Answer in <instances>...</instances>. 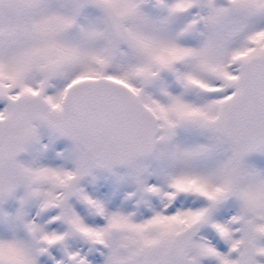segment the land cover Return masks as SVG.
<instances>
[{"label": "snow or ice", "instance_id": "1", "mask_svg": "<svg viewBox=\"0 0 264 264\" xmlns=\"http://www.w3.org/2000/svg\"><path fill=\"white\" fill-rule=\"evenodd\" d=\"M254 152L264 0H0V264H264Z\"/></svg>", "mask_w": 264, "mask_h": 264}, {"label": "flooded vegetation", "instance_id": "2", "mask_svg": "<svg viewBox=\"0 0 264 264\" xmlns=\"http://www.w3.org/2000/svg\"><path fill=\"white\" fill-rule=\"evenodd\" d=\"M40 137L41 145L44 146L41 156L44 160L47 159L45 163L49 165L51 162L50 160L57 157L58 162L55 161L56 167L62 166L72 168L74 166L72 155L74 144L72 140L67 137L59 136L46 127L40 128ZM24 157L25 156H22L21 158ZM50 166L54 165L50 164ZM125 172L126 169L122 167L116 169L117 175L106 170L97 169L94 173L95 178H89V180L85 182V186L89 191L95 190L104 194L111 202L117 199L114 188H117L123 197H125L126 193L135 191L134 185L129 184V181L119 179V176H123Z\"/></svg>", "mask_w": 264, "mask_h": 264}, {"label": "rangeland", "instance_id": "3", "mask_svg": "<svg viewBox=\"0 0 264 264\" xmlns=\"http://www.w3.org/2000/svg\"><path fill=\"white\" fill-rule=\"evenodd\" d=\"M145 10L149 13L153 12V9H152L150 2L145 5ZM92 14H95V13L92 12ZM25 158L26 157H24L22 159H25ZM40 159H41V163L48 165L47 163H45V162H47V159L44 160V158L42 156L40 157ZM50 161H51L50 164H53L54 166L56 165L55 161L58 162L57 157L51 159ZM246 163L250 167L256 169L257 171L264 172V152H254V153L250 154L246 158ZM50 164H49V166H50ZM129 184H131V183L129 182ZM131 192H133V191H130L129 193H131ZM114 193H116V196L119 197V199H118L119 204L125 203V197H123V195L119 192V190L117 188H114ZM129 193H126L125 196H127Z\"/></svg>", "mask_w": 264, "mask_h": 264}]
</instances>
